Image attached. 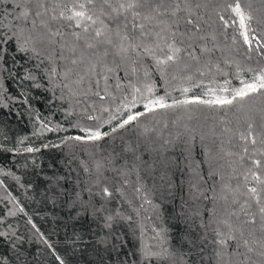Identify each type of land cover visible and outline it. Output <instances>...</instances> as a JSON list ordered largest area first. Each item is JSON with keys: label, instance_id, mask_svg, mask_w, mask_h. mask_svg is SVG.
Here are the masks:
<instances>
[{"label": "snow or ice", "instance_id": "obj_1", "mask_svg": "<svg viewBox=\"0 0 264 264\" xmlns=\"http://www.w3.org/2000/svg\"><path fill=\"white\" fill-rule=\"evenodd\" d=\"M9 52L31 65L22 80L41 88L33 70L42 74L67 120L39 121L33 134H77L4 149L24 157L32 179L0 175L51 206L56 228L71 230L72 256L86 254L87 264H264V0H0V73L15 76ZM231 74L239 87L217 82ZM5 92L0 80L7 108L3 100L14 97ZM198 129L202 159L194 160ZM182 137L184 167L165 155ZM48 149L60 155L44 166L37 154ZM169 168L181 186L187 171L189 197L171 214ZM7 199L9 217L25 212L10 192ZM26 223L56 264H70L30 216ZM26 239L11 224L0 231V264H30Z\"/></svg>", "mask_w": 264, "mask_h": 264}, {"label": "trees", "instance_id": "obj_2", "mask_svg": "<svg viewBox=\"0 0 264 264\" xmlns=\"http://www.w3.org/2000/svg\"><path fill=\"white\" fill-rule=\"evenodd\" d=\"M227 16L228 14L225 13ZM217 24L219 21L217 20ZM229 37L232 34V28L226 29ZM238 46L243 49V41L239 36ZM223 41V37L221 39ZM231 44V39L227 41ZM16 56V63L8 64V68L11 69L15 76H9L8 71L5 70L0 73V80L3 81L6 92L5 95H11L14 97L13 100H3L4 104L8 107H0V169H3L5 173L11 172L14 175L21 177V184H27L31 179V174L26 173L23 164L24 157L14 155L11 152L4 151L6 148L20 147L23 148L29 145L40 146L45 142H59V137L66 134H77L76 130L69 129L68 133H57V132H45L43 136L37 137L33 133L39 129V121L50 120L52 124L57 122L65 124L67 126V120L61 110V102L59 100L53 99L51 92L47 91V83L43 80L42 74L33 70L34 74L37 75L38 80H40L42 87L35 88L32 86V81L22 80L25 72L31 67V65L24 59L22 55L9 52V59L12 56ZM238 59L243 60V57H238ZM246 78L247 74H245ZM154 81L157 86V94L162 95L164 93L165 85L160 79L159 75L153 76ZM224 79L231 80V86L239 87L240 82L235 78L234 74L228 77H217V82L222 84ZM196 94H202L205 89H194ZM24 95H21V93ZM192 93H190L191 95ZM58 95V93H57ZM173 96L179 97V92H173ZM27 100V103L24 101ZM66 106V105H65ZM134 111H143L142 106H137ZM39 113V117H37ZM107 130V129H105ZM23 140V144H19L18 141ZM119 142V141H117ZM60 152L57 149L42 150V153L37 154L41 157V162L46 166L54 156H59ZM174 163L179 164L184 167V159L179 152L167 151L165 153ZM192 157L194 160H201V151L197 146V142H194ZM31 159V157L29 158ZM168 172L171 174V179L174 188L171 189L172 195L168 197V202L164 205L166 211L171 214L174 207L178 208L181 200H187L188 197V175L187 171L183 175L185 183L183 186L180 185L181 173L175 168H169ZM159 175V172H157ZM203 174L207 175V168L204 166ZM159 177L155 183L159 185L161 182ZM0 181H3L4 187H0V218L5 220L4 224H0V231L7 230L9 224L22 234L26 238V242L22 245V248L27 252L30 264H56L55 258L51 254V250L47 248L46 245L39 239V234L31 228L30 225L26 223L27 218L30 216L33 223L37 225L40 233H43L49 242L53 245L55 250L61 256H66L70 260V264H87V255H81L77 253L76 256H72L71 252L68 250V245L66 244V236L71 234L70 229L56 228L52 220V209L51 206L45 208L42 204L37 203L39 199L36 194L31 190H26L21 187L12 177L6 175H0ZM152 180H149V185L152 184ZM211 184V181H209ZM15 198V203H18L20 207L25 209L24 213L17 212L15 217H9L7 215L8 211L13 208V202H10L7 197L8 193ZM35 197V198H34ZM25 213L27 215H25ZM168 223H172L168 220Z\"/></svg>", "mask_w": 264, "mask_h": 264}, {"label": "rangeland", "instance_id": "obj_3", "mask_svg": "<svg viewBox=\"0 0 264 264\" xmlns=\"http://www.w3.org/2000/svg\"><path fill=\"white\" fill-rule=\"evenodd\" d=\"M221 39H222V37H221ZM191 125H193V126H196L197 125V121H195V120H193V121H191V122H189ZM211 123V121H209L208 122V124H210ZM199 125L200 126H205L206 127V125H205V122L203 121V120H201L200 122H199ZM173 131H175V130H173ZM165 135H167V132L165 133ZM185 139H187V137H182L180 140H178L177 142H176V145H175V147H169V149H170V151H172V152H179L181 155H182V157H183V159H184V157H185V155H186V153L184 152V148H185V144H184V140ZM195 142H197V146L199 147V149H200V151H201V147H200V142H199V129H198V131H197V139H196V141ZM169 149H168V151H169ZM206 168H207V166H205ZM156 176H157V178L159 177V175L158 174H156ZM158 181H160V180H158ZM161 182V181H160Z\"/></svg>", "mask_w": 264, "mask_h": 264}]
</instances>
